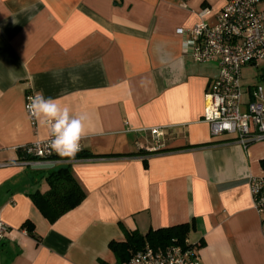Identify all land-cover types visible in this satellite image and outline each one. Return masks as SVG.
I'll return each mask as SVG.
<instances>
[{"label":"crops","instance_id":"obj_1","mask_svg":"<svg viewBox=\"0 0 264 264\" xmlns=\"http://www.w3.org/2000/svg\"><path fill=\"white\" fill-rule=\"evenodd\" d=\"M225 3L0 0V219L11 229L0 264H112L110 243L124 244L125 230L177 225L188 226L199 264H264V211L249 188L264 177V140L211 136L204 95L218 66L195 63L176 33L213 24ZM244 68L256 67L241 69L247 90ZM29 92L85 115L80 143L95 157L22 164L19 149L51 133L25 113ZM151 128L165 135L155 142ZM63 166L85 197L49 223L30 195Z\"/></svg>","mask_w":264,"mask_h":264},{"label":"built area","instance_id":"obj_2","mask_svg":"<svg viewBox=\"0 0 264 264\" xmlns=\"http://www.w3.org/2000/svg\"><path fill=\"white\" fill-rule=\"evenodd\" d=\"M261 3V0H226L213 24L201 20L190 28L176 30L195 63L215 62L218 66V76L204 95L203 121L209 125L211 136L233 137L242 147L264 140V91L258 85L245 90L241 84L243 67L264 68V5ZM36 94L29 92L24 99V111L33 124L35 117L28 104L29 98ZM149 132L155 142L165 135L163 128H151ZM51 139L50 133L46 140L20 148L29 158L21 163L39 165L67 160L52 150ZM249 188L255 210L264 211V177H251ZM10 231L0 219V240ZM112 264H199V260L196 246L185 238L182 243L173 239L164 247L146 244L128 259Z\"/></svg>","mask_w":264,"mask_h":264},{"label":"trees","instance_id":"obj_3","mask_svg":"<svg viewBox=\"0 0 264 264\" xmlns=\"http://www.w3.org/2000/svg\"><path fill=\"white\" fill-rule=\"evenodd\" d=\"M264 3V0H261ZM20 153V160L29 159L23 153ZM95 155L80 150L74 158H92ZM69 159L67 157H61ZM48 190L45 193L33 192L31 200L41 215L52 223L66 212L75 208L84 199L85 193L79 183L72 176L67 166L59 167L52 170L46 176ZM26 233L35 237L33 234L34 226L26 220L21 225ZM188 232L187 225H177L169 228L158 229L156 231H148L145 235L137 232L124 231L126 241L124 244L110 243V248L119 255V262L128 259L133 253L140 250L144 245L149 244L152 247H164L176 239L178 243H182Z\"/></svg>","mask_w":264,"mask_h":264},{"label":"clouds","instance_id":"obj_4","mask_svg":"<svg viewBox=\"0 0 264 264\" xmlns=\"http://www.w3.org/2000/svg\"><path fill=\"white\" fill-rule=\"evenodd\" d=\"M28 109L42 125L50 127V147L59 156L72 159L80 151V140L85 135L83 114L72 115L70 109L62 105L59 99L45 97L37 93L30 97Z\"/></svg>","mask_w":264,"mask_h":264},{"label":"rangeland","instance_id":"obj_5","mask_svg":"<svg viewBox=\"0 0 264 264\" xmlns=\"http://www.w3.org/2000/svg\"><path fill=\"white\" fill-rule=\"evenodd\" d=\"M260 5H264V3H261ZM242 74H243V80L246 84H250V85H258L262 88V90H264V79H261V77H259L260 75H264V70L261 69V67L259 68H244L242 70ZM258 77H255V76Z\"/></svg>","mask_w":264,"mask_h":264},{"label":"water","instance_id":"obj_6","mask_svg":"<svg viewBox=\"0 0 264 264\" xmlns=\"http://www.w3.org/2000/svg\"><path fill=\"white\" fill-rule=\"evenodd\" d=\"M52 167L53 166L51 164H39V165L32 166L33 169H49Z\"/></svg>","mask_w":264,"mask_h":264}]
</instances>
